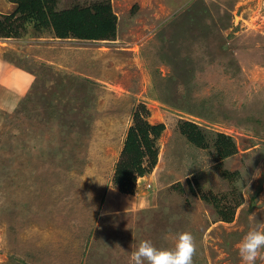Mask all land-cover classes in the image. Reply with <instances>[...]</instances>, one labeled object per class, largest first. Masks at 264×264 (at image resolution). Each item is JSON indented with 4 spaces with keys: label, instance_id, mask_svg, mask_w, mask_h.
Returning a JSON list of instances; mask_svg holds the SVG:
<instances>
[{
    "label": "rangeland",
    "instance_id": "1",
    "mask_svg": "<svg viewBox=\"0 0 264 264\" xmlns=\"http://www.w3.org/2000/svg\"><path fill=\"white\" fill-rule=\"evenodd\" d=\"M110 1L115 40L0 38V77L3 63L21 70L0 87V264H132L141 241L172 249L186 231L193 264H241L239 242L264 222V0ZM15 9L0 0V14ZM141 104L165 130L134 197L112 179ZM184 121L210 142L231 136L237 152L220 160L194 146ZM191 185L235 187L234 219L222 221Z\"/></svg>",
    "mask_w": 264,
    "mask_h": 264
},
{
    "label": "trees",
    "instance_id": "2",
    "mask_svg": "<svg viewBox=\"0 0 264 264\" xmlns=\"http://www.w3.org/2000/svg\"><path fill=\"white\" fill-rule=\"evenodd\" d=\"M16 5L11 14H0V38H22L28 34L41 36L51 33L60 39L85 41L115 40L118 30V17L110 0L96 1L89 5H75L71 8H58V0H8ZM193 19V17L191 18ZM31 31V32H30ZM149 110L141 104L133 115L134 124L130 127L120 158L114 169L112 182L122 194L135 196L138 179L152 173L155 168L159 146L158 141L165 130L164 123L152 124L148 121ZM180 132L186 139L201 149L213 147L220 160L237 152L234 139L224 133H217L213 141L194 122L184 121ZM223 175L235 182L236 173L224 171ZM190 192L211 205L222 221L231 222L242 197L236 188L216 195L205 192L201 187L191 185ZM185 194L184 190L181 192ZM150 208H143L153 223L154 215Z\"/></svg>",
    "mask_w": 264,
    "mask_h": 264
},
{
    "label": "clouds",
    "instance_id": "3",
    "mask_svg": "<svg viewBox=\"0 0 264 264\" xmlns=\"http://www.w3.org/2000/svg\"><path fill=\"white\" fill-rule=\"evenodd\" d=\"M260 175L257 169L253 179ZM174 240L172 249H158L151 241H141L130 254L132 264H193L197 248L192 233H179ZM237 247L241 264H256L258 259L264 260V222H257L255 227L250 228Z\"/></svg>",
    "mask_w": 264,
    "mask_h": 264
},
{
    "label": "crops",
    "instance_id": "4",
    "mask_svg": "<svg viewBox=\"0 0 264 264\" xmlns=\"http://www.w3.org/2000/svg\"><path fill=\"white\" fill-rule=\"evenodd\" d=\"M10 63V64H9ZM15 63H17V62H15ZM2 67L3 68H5L6 69V71H9V75L8 76H6V75H4V74H2V77H0V87H1V84L3 85V84H5L6 83V86L5 87H8V85H11V78H12V73H11V71H17V72H20L21 70L19 69V67L16 65V64H14L13 62H6V63H3V65H2ZM23 73V72H22ZM18 74H20V73H18ZM5 76V77H4ZM8 77V78H7ZM3 78H6V80L5 79H3ZM5 82V83H2V82ZM135 197V196H134Z\"/></svg>",
    "mask_w": 264,
    "mask_h": 264
}]
</instances>
